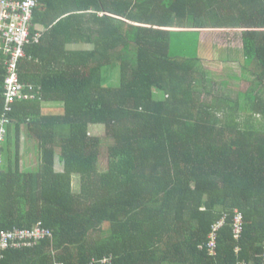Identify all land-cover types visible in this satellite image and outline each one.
Returning <instances> with one entry per match:
<instances>
[{"label":"trees","instance_id":"trees-1","mask_svg":"<svg viewBox=\"0 0 264 264\" xmlns=\"http://www.w3.org/2000/svg\"><path fill=\"white\" fill-rule=\"evenodd\" d=\"M37 26L43 37L20 64L35 98L7 114L0 235L42 222L53 237L0 264H263L264 0H40ZM202 28L242 31L253 85L236 99L210 83ZM5 79L0 54V116ZM24 136L35 168H23Z\"/></svg>","mask_w":264,"mask_h":264},{"label":"built area","instance_id":"built-area-1","mask_svg":"<svg viewBox=\"0 0 264 264\" xmlns=\"http://www.w3.org/2000/svg\"><path fill=\"white\" fill-rule=\"evenodd\" d=\"M40 0H0V54L4 56L6 79H5V112L0 116V174L4 164L3 145L8 134V126L11 120L7 117L12 110L11 105L17 100L35 98L31 94L32 86L22 84L20 81V64L26 59V48L30 45L39 44L43 37L44 28L34 27L35 12ZM29 89L30 92H27ZM244 217L236 210L232 227L234 238L240 240L244 230ZM225 221L219 222L214 227L209 245L210 253L217 256L218 230ZM53 237V232L39 222L32 229H14L4 231L0 235V260L5 252L11 249L23 250L36 247L41 241ZM239 248H237V252ZM111 257H104L99 262L110 263ZM54 264H63L55 262ZM93 264H96L94 260ZM244 264V263H239ZM264 264V253H263Z\"/></svg>","mask_w":264,"mask_h":264},{"label":"rangeland","instance_id":"rangeland-1","mask_svg":"<svg viewBox=\"0 0 264 264\" xmlns=\"http://www.w3.org/2000/svg\"><path fill=\"white\" fill-rule=\"evenodd\" d=\"M189 37V48H187L185 50L186 54L187 53H191L194 54L196 52V48H197V42L198 39L195 36H191L188 35ZM192 38V40H191ZM181 40L182 37H179L178 39H176L175 41V46L178 44H181ZM184 52V53H185ZM199 53H201V51L199 50ZM231 65V64H230ZM236 65V64H235ZM232 66V65H231ZM213 67V66H211ZM206 67V70L209 72L210 74V79H211V84L212 87L214 85V87H216L215 89H217L218 87L221 86V88L224 89V85L223 83L227 84V89H224V92H229L230 93V97L231 98H235L236 99V95L237 92L241 91V92H245L247 90H249L252 87V82L249 81H244L242 78H245V74L244 72L241 70L242 68H240L238 65L234 66V67H229L232 68L229 71L226 70L227 67H225L224 65H220V66H216V67ZM228 68V69H229ZM232 74L231 78L229 76H225V74ZM117 77H119V71H115V73L113 74V82H111V84H116L117 83ZM233 77H237V79L233 78ZM246 78H248V76H246ZM211 87V90L213 91ZM254 87V86H253ZM226 90V91H225ZM202 99H204L206 102H212L213 101V96L211 95H202ZM45 113H50V112H55V110H58L57 113H61L62 112V108L53 105V104H48L45 105L44 109ZM27 143L25 144V148L22 147V165L24 169H31V168H35L36 166L39 165L40 162V156L38 153V150L36 148V143L34 140H31L29 137H26ZM26 153V154H24ZM58 162H60L58 160ZM100 165L103 168H106V164H107V157H106V145H104L101 149V157L99 159ZM57 169H60V167L58 166Z\"/></svg>","mask_w":264,"mask_h":264},{"label":"crops","instance_id":"crops-1","mask_svg":"<svg viewBox=\"0 0 264 264\" xmlns=\"http://www.w3.org/2000/svg\"><path fill=\"white\" fill-rule=\"evenodd\" d=\"M205 13H212V10L207 9ZM226 13H238L236 9L226 10ZM103 13V12H100ZM215 13V12H214ZM221 13V11H219ZM194 30L191 28H181V30ZM200 51L201 56L205 58L206 67H216L224 65L226 70H230L238 65L243 71L245 66V57L243 53V40L241 38V29L239 28H202L200 29ZM232 66H231V65ZM236 64V65H235ZM229 66V67H228ZM211 67V68H213ZM229 68V69H228ZM207 71V70H206ZM225 74L231 78L232 74ZM208 72V71H207ZM235 78V77H233ZM237 79V77L235 78ZM24 148L27 143L26 137H23ZM26 154V153H24Z\"/></svg>","mask_w":264,"mask_h":264}]
</instances>
